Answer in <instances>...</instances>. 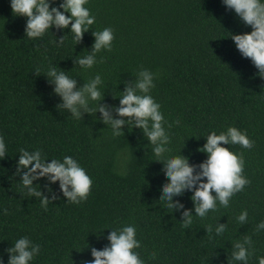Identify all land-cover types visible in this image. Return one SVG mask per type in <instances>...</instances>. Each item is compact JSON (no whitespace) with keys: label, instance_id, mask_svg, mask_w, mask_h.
<instances>
[{"label":"trees","instance_id":"16d2710c","mask_svg":"<svg viewBox=\"0 0 264 264\" xmlns=\"http://www.w3.org/2000/svg\"><path fill=\"white\" fill-rule=\"evenodd\" d=\"M60 2L54 0V6ZM85 6L96 20L76 44L68 29L55 27L40 38H28L27 18L13 14L10 0H0V135L7 146L0 159V261L7 264V249L27 236L40 245L29 264H81L94 259L92 247L109 244V227L131 222L146 264H242L231 259V251L246 236L253 249L248 264H256V256L264 255V230L256 229L264 220V79L229 37V32L251 27L222 0H88ZM104 27L114 32L111 50L98 52L92 69L74 65L77 55L91 50L92 32ZM64 33V44L57 46ZM49 64L76 78L77 86L100 73L105 82L100 103L114 118H119L115 95L134 84L139 70H150L155 82L151 94L171 125L165 155L178 153L186 139L181 154L198 164L206 159L198 151L206 142L201 136L235 126L247 131L253 147L225 146L243 153L242 174L250 183L230 198L228 207L217 202L215 211L194 216L184 227L183 212L194 209L192 193L173 197L182 208H167L160 187L168 178L141 129L131 130L126 123L124 134L113 137L98 111L83 112L76 120L67 109L57 108L62 101L45 76ZM176 117L179 124L172 123ZM20 148L39 149L46 159H78L93 180L88 198L68 203L58 182L49 190L48 181L41 179L35 187L49 198L47 208L42 207L39 197L26 193L16 172ZM119 152L128 155L122 172L116 165ZM245 209L247 221L240 223L236 217ZM219 224L226 228L217 235Z\"/></svg>","mask_w":264,"mask_h":264},{"label":"clouds","instance_id":"9594fccd","mask_svg":"<svg viewBox=\"0 0 264 264\" xmlns=\"http://www.w3.org/2000/svg\"><path fill=\"white\" fill-rule=\"evenodd\" d=\"M87 3L88 0H61L57 7L54 6V0H10V7L13 14L27 18L25 35L28 38H40L46 31L55 27L62 31L68 29L78 44L96 20L90 9L85 6ZM222 3L227 9L234 10L245 25L251 27L249 32L228 31L229 37L240 54L251 59L258 70L256 75L264 79V0H222ZM92 35L94 42L91 50L85 48L88 52L82 56L77 55L75 59L74 65H79L81 69H92L98 63L97 53L102 49L110 51L112 48L114 32L111 27L92 32ZM64 40L65 33L59 40L56 39L55 43L60 46L64 44ZM45 76L54 85V93L61 98L62 103L58 104L57 108L67 109L72 118L81 120L83 112L98 111L103 123L110 126L113 137L124 134L123 125L126 123L131 130L133 127L141 129L157 156L155 161L161 162L163 173L168 178L160 187V199L165 202L167 208L172 210L182 208L183 204L174 201L173 197L182 195L185 190L192 193L190 198L194 205V214L193 210L183 212L181 222L184 227L193 222L194 216L204 218L209 210L215 211L218 203L220 206L228 207L230 198L235 193L243 191L245 185L250 183L242 174L245 166L243 153H235L225 146L238 144L244 149L253 147L254 141L249 138L247 131L235 126H228L219 133L213 130L206 136H201L206 142L198 151L205 153L206 159L198 164H190L189 157L181 154L186 139L178 153L165 155L166 151H170L168 142L171 140L169 134L171 125L161 110L160 101L151 94L155 82L154 73L150 70L146 68L139 70L134 84L115 95L114 98L119 99V105L115 106L119 118L110 115L108 107L100 103L105 83L100 73H96L80 86H77L76 78L55 64H49ZM172 123L179 124L180 117H176ZM6 154L5 138L0 135V159ZM18 154L16 172L21 177L20 181L28 195L40 198L42 207L47 208L49 198L44 196L40 187L39 189L35 187L40 183L34 184V181L41 179L48 181L46 187L49 190L52 184L58 182L59 190L68 203L79 204L88 198L93 180L78 159L71 155H64L62 159H46L39 149L29 151L20 148ZM127 162V153H117L116 165L119 171L126 169ZM53 198L55 199V196ZM247 217L248 212L245 209L236 219L242 223L247 221ZM109 228L111 229L107 236L109 244L99 250L92 247L91 255L94 259L82 260L81 264H146L137 248L141 245V240L136 234L134 223L128 222L119 227ZM225 228L226 225L219 224L215 226L214 231L220 235ZM256 229L264 230V220L256 225ZM206 230L211 233L213 227L209 225ZM251 245V237L236 240L232 246L231 259L248 264L249 258L253 255ZM7 251L9 253L7 264H29L40 253V245L34 244L27 236H21ZM151 255L155 258L156 252L153 251ZM256 264H264V255L256 256Z\"/></svg>","mask_w":264,"mask_h":264}]
</instances>
